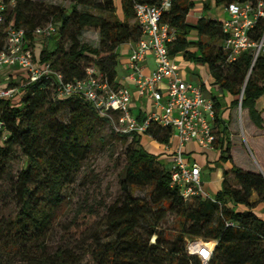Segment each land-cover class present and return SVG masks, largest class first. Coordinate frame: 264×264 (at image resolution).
<instances>
[{"label": "trees", "instance_id": "1", "mask_svg": "<svg viewBox=\"0 0 264 264\" xmlns=\"http://www.w3.org/2000/svg\"><path fill=\"white\" fill-rule=\"evenodd\" d=\"M158 1L72 0L68 8H62L38 0H0V49L8 26L22 28L27 47H33L34 29L52 22L56 28L54 41L49 49H39L33 61L48 63L65 82L82 79L85 70L93 66L116 85L118 46L142 36L133 4ZM257 1L264 0L214 3L219 6ZM117 4L121 18L116 13ZM192 7V0H172L161 21L175 34L167 45L169 54H181L185 61L205 66L211 85L220 93V97H211L218 150L214 163L227 165L222 167L221 184L214 195L182 198L170 186V168L162 166L161 159L171 157L173 152L155 153L146 148V143H169L172 128L152 123L143 134L117 133L120 142L129 137L131 140L119 178L120 194L104 205L100 218L91 223L79 217L81 212L76 210L70 225L57 222L56 212L65 202V193L91 152L96 126L109 120L99 116L82 97L58 99L49 79H24L20 85L11 82L8 87L16 86L18 92L0 98V264H83L84 256L92 264H199L196 256L186 252V239L193 237L214 242L211 264H264V218L257 213V207L264 206V173L234 161L228 130L232 110H242L240 134L249 140L247 147L242 142L238 151L243 145L264 164V153L255 149L250 139L264 138V109L257 106L264 95V53L253 61L252 52L245 51L228 62L221 49L224 34L220 21L200 16L195 23H188L186 15ZM84 29L97 31V46L81 40ZM192 31L194 38L189 39ZM262 34L261 16L250 30V37L258 41ZM223 93L230 97L224 108ZM62 111H66V119L60 118ZM135 117L139 122L145 118L142 112ZM249 129L255 134H249ZM188 155L184 149V159ZM18 156L22 157V166L14 173L13 163ZM243 157L249 162L245 151ZM143 187L150 189L148 199L134 195L136 188ZM7 196L15 210L5 215ZM168 211L181 219L182 229L174 239L156 230ZM55 232L59 239L51 243Z\"/></svg>", "mask_w": 264, "mask_h": 264}, {"label": "built area", "instance_id": "2", "mask_svg": "<svg viewBox=\"0 0 264 264\" xmlns=\"http://www.w3.org/2000/svg\"><path fill=\"white\" fill-rule=\"evenodd\" d=\"M171 3L172 0H159L156 4L135 2L132 7L142 36L130 42L126 69L127 78L137 97L150 102L143 121L139 122L132 112V93L129 88L117 80L116 85L109 83L97 68L90 66L82 79L65 82L63 76L48 63L36 66L22 28H6L4 45L0 49V71L17 67L26 81L42 77L49 79L58 99L82 97L92 104L99 116L108 118L114 131L119 134H143L152 123L172 128L177 145L172 150L170 186L176 188L182 198H210L212 195L201 185L200 166L184 159L183 151L189 142L202 150L218 151L215 147V110L211 99L203 96L199 85L183 79L179 64L169 54L167 45L175 34L173 28L161 21V17ZM225 9L228 17L221 20L220 24L224 34L221 49L227 54V61L232 62L245 51L252 52L254 61L259 54L264 53V34L254 41L250 37V30L259 17H264V1L253 4L233 2L226 4ZM2 22L0 12V24ZM55 29V25L48 22L36 27L33 34L48 38ZM149 55L154 57L156 65L150 74H144L141 62ZM18 90L16 86L0 88V98L12 97ZM2 128L3 123L0 121V133ZM213 246L214 242L210 245L201 238L186 239V252L196 256L199 264H211Z\"/></svg>", "mask_w": 264, "mask_h": 264}, {"label": "rangeland", "instance_id": "3", "mask_svg": "<svg viewBox=\"0 0 264 264\" xmlns=\"http://www.w3.org/2000/svg\"><path fill=\"white\" fill-rule=\"evenodd\" d=\"M45 3L53 4L62 8H68L72 0H38ZM54 34L48 38H43L36 36L37 41L40 43V46L46 49L51 47V44L54 41ZM81 40L92 46H97L98 35L97 31L94 29H84L82 33ZM29 50L31 49L28 46ZM119 52V61L117 65V73L120 72V60L124 58L126 54L125 46L120 44L117 48ZM179 61V69L184 80L195 83L198 81V75L200 66L194 63L186 62L185 65L181 63L179 58H176ZM198 74V75H197ZM24 77L18 76L15 81L18 82V85L24 82ZM18 80V81H17ZM212 79L208 77V83L211 85ZM7 84V83H6ZM5 85H0V87H8ZM209 86V85H208ZM203 90V96L210 97L213 95H218L219 91L212 87ZM210 94V95H209ZM234 114L230 122V133L233 143V153L235 155L238 153V147L242 143V138L240 137V128L242 121L244 120L243 115H241L242 110L235 108L232 110ZM66 111L61 112L62 119H66ZM245 128V127H244ZM252 130L249 129L248 132ZM249 134H255L253 131ZM96 138L91 141V152L87 159L82 164L80 171L78 172L75 182L71 184L66 191V199L63 205L57 210V222H61L63 225H70L69 221L75 216L76 210L81 212L79 217L88 218L92 222H96L104 212V205L112 202L120 194L119 189V178L121 177L122 170L125 165V149L130 144L131 138L129 137L126 142L122 143L116 139L117 133L114 131L112 122H101L96 126L95 131ZM174 136V131H172V138ZM101 141H100V139ZM145 139H141V142L144 143ZM260 145L261 152L264 153V143L261 141L258 142ZM172 140L169 141V145H172ZM245 146L242 145V149ZM146 148L151 150H161L164 148V144L157 143L153 141L152 143H146ZM244 150V149H243ZM245 154L249 160L240 156L237 160L247 169H258L257 166L253 163L250 153L245 148ZM157 152V151H156ZM201 158V157H200ZM198 156H189V161H196L199 165L202 166L203 171L201 173V185L202 188L214 195L216 189L221 184V170L222 167H225L226 164L215 165L214 167H208L203 163V158L200 159ZM172 160L161 159V164L165 168H170L172 166ZM22 166V157L18 156L13 163V172L16 173L19 171ZM229 184L233 185L231 179H228ZM150 189L136 188L134 195L139 198L148 199V191ZM8 192V188H6ZM8 195V194H6ZM8 206L4 209V214H13L15 210V204L9 203L8 200H11L10 196L6 198ZM7 204V203H6ZM79 220V219H78ZM58 228V227H57ZM182 229L181 219L172 212H166L162 220L158 223L156 230L161 234L167 235L169 239H174V236L180 232ZM58 231V230H56ZM59 233L55 232L52 236L51 243L57 242ZM154 240V237L150 239V242ZM210 245L212 241H207ZM83 264H92L88 256H84Z\"/></svg>", "mask_w": 264, "mask_h": 264}, {"label": "crops", "instance_id": "4", "mask_svg": "<svg viewBox=\"0 0 264 264\" xmlns=\"http://www.w3.org/2000/svg\"><path fill=\"white\" fill-rule=\"evenodd\" d=\"M192 1H193V7L189 10V12L186 15V22H188V23H191V24L195 23L197 18H199L200 16H204V17H206L208 19H215V20H219V21H221V20H223V19L228 17V13H227V11L225 9V5L224 4L216 6L215 3H214V0H192ZM204 4L207 5L206 9H203V5ZM116 13H117V16L119 18H121L120 7H119L118 4L116 5ZM194 34L195 33L193 31L190 32V34L188 35V38L189 39H193L194 38ZM34 43H35V45L33 47H31V49H30L32 57L39 49H42V47L40 46V43L36 39V36L34 37ZM123 45L125 46L124 54H126V55H125L124 58H121V60H120V64H121L120 72H121V74L118 75V73H117L116 80L118 81V83L127 86L129 88V90L131 91V93H132V112H133V114L136 115L139 112H142L144 114V116H145L146 112L148 111L150 102L147 99H140V98L137 97V95H136V93L134 91L133 85L131 84L130 80L127 78L128 70L126 69V63L128 61V55H129V52H130L131 44H130V42H128V43H124ZM174 58H175L177 63L179 61H177L176 58H179L183 65H185L186 62H189V61H185L181 54L175 55ZM190 63H192V62H190ZM34 64L36 66H38V65H40L42 63H39L38 61L37 62L34 61ZM155 65H156V61H155L154 57L149 55L146 59H144V61L141 62L142 72L144 74H150L154 70ZM199 66H200V69H199V71H200L199 74L200 75L197 74L199 80L196 81L194 84L199 85L200 87H201V85H204L203 90L206 89V86H208V85H209L207 87L208 89L214 87V86H212V85H210L208 83V77H210V76H209V74L207 72L206 67L202 66V65H199ZM20 75H21V77H24L22 72L17 67L3 68L0 71V85L2 86V85H5L6 83L9 85V84H11V82H16L15 81L16 77H18ZM7 84H6V86H7ZM0 88H3V87H0ZM203 90L201 89L202 94H203ZM211 97L212 96L210 95V97L206 96L205 98L206 99H211ZM218 97H220V93L218 94ZM221 97H222V101L221 102H222V105H223L222 108H224L225 103H227L230 100V97L226 93H223V95H221ZM257 106L259 108L264 109V95H262L259 98V100L257 101ZM231 116H232V112H231ZM228 130H230L229 126H228ZM241 136H242L243 144L247 147V145H248L247 144V140H249V138H246V136L243 135V133L241 134ZM250 139H251L252 144L254 145L255 149H258V151H261L260 150V145H259L258 142L261 141L262 143H264V138H261V139H259V138H257V139L256 138H250ZM170 140H172V142H173L172 145H169V143H167V144L164 145V148H162L161 150H154V152L157 153V152H161V151H170V150L172 151L177 145L176 135L174 134L173 138L171 136ZM152 142L153 141H150L149 144L152 143ZM184 149H185L186 152H189L188 158H189V156H192V155H194V156L195 155L196 156L199 155V158L200 157L203 158V161H204L203 163H205L206 166L212 168V167H214L216 165V163H214V161H215V159H216V157L218 155V151H216V152L215 151L201 152L200 148H198L193 142H189V143L185 144ZM192 152H194V153H192ZM249 153L251 154L250 151H249ZM243 155H244V150L242 148H239L238 153L236 155H233L234 161L237 164H239V161L237 162V158L239 156H243ZM251 157H252V160H253L254 164L257 166L258 170L261 171L262 173H264V164H262V161H260L258 158L256 159L255 156H253L252 154H251ZM166 160H171V157L166 158ZM192 162L196 163V161H192ZM196 164H198V163H196ZM199 166L201 168V173H202L203 168H202L201 165H199ZM252 199L253 200L255 199V195L254 194L252 195ZM257 213L262 218H264V206L259 205L257 207Z\"/></svg>", "mask_w": 264, "mask_h": 264}]
</instances>
